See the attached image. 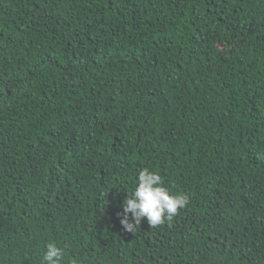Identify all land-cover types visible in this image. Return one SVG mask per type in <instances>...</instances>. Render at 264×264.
<instances>
[{
  "label": "trees",
  "instance_id": "1",
  "mask_svg": "<svg viewBox=\"0 0 264 264\" xmlns=\"http://www.w3.org/2000/svg\"><path fill=\"white\" fill-rule=\"evenodd\" d=\"M188 203L121 225L139 172ZM264 264V0H0V264Z\"/></svg>",
  "mask_w": 264,
  "mask_h": 264
},
{
  "label": "clouds",
  "instance_id": "2",
  "mask_svg": "<svg viewBox=\"0 0 264 264\" xmlns=\"http://www.w3.org/2000/svg\"><path fill=\"white\" fill-rule=\"evenodd\" d=\"M159 174L145 168L139 172L138 184L123 204L121 225L128 232H135L143 219L153 228L171 220L188 203L187 197L173 195L163 186ZM63 250L55 243H48L42 264H61ZM75 264V262H73Z\"/></svg>",
  "mask_w": 264,
  "mask_h": 264
}]
</instances>
